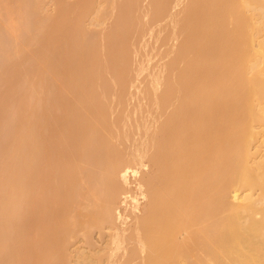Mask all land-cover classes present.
Instances as JSON below:
<instances>
[{"label": "bare ground", "instance_id": "1", "mask_svg": "<svg viewBox=\"0 0 264 264\" xmlns=\"http://www.w3.org/2000/svg\"><path fill=\"white\" fill-rule=\"evenodd\" d=\"M145 1L142 0V4H139L141 3L140 0H126L122 4H117L118 10L115 9L118 12H114V16L117 14L114 20L119 26L116 28L115 36L111 40H107L108 37L104 36L106 39L104 41L108 44L109 49L123 63L118 75L125 79V83L117 88L116 92L118 93H115L114 90L116 89H110L112 90L110 91L109 88L102 86V83L99 84L102 76H96L93 80L92 78L84 79L79 75L83 63L86 62V69L88 70L94 67L95 52L101 49L102 45H105L101 43L102 45L100 44L101 46L98 47V43H95L92 46V56L89 59L80 55L71 60L61 58L65 60V63L61 59L59 60L61 61L59 66L61 73H75L74 87L71 89L72 98H66L65 91L62 90L45 91L46 96H43L44 98L39 97L43 95L41 93L37 95L38 97L36 96L37 98H34L35 100H32L30 96L28 100L31 103L28 100L26 103L21 102L22 100L25 101L24 93L19 94L24 98H21L22 100L19 96L13 98V101L16 98L20 99L21 101L16 100L17 103L21 102V105L24 104L27 108L26 110L25 107L23 108L24 105L18 104L26 110L21 112L26 118L24 117V119V115H22L24 121L20 120L18 115L16 120L20 121L15 123L17 127L21 121L23 123L26 121L24 124L27 126L22 125L27 128L23 137L27 156L26 160L20 162L22 166L19 167L17 166L20 163L17 161L20 159L16 161L11 155L8 160H6L7 157L6 159L1 157L0 160V170H6L9 165V171L6 170L8 173L5 172L4 174V171H0V186L1 183L4 184L6 199H14V209H7L3 203H0V212H2L0 218V252L2 249L3 252L5 249L7 251L4 252L6 257L0 253L2 255H0L1 264H20L23 261V256L20 259L19 257L23 252H26L28 257L26 256V261L22 264H67V258L65 261L64 257L65 253L67 257V251H69L67 245L78 232H82V234L85 232L86 235L95 229L106 228L112 232L108 242L110 246L107 248V252L102 251V255L97 254L95 257L108 260V264H134L132 263L134 261L137 264L139 259L142 264H264V203H260V200L253 198L251 194H245V196L238 194L240 187L248 189L257 187L262 191L261 195L264 197V153H262L263 160L259 158L261 154L256 156L259 159L252 157L250 139L253 138L255 130L252 131L253 127H250L252 125H248L246 121L247 118L252 121L257 120L258 123L264 122V102L260 104L254 102L260 98L264 100V65H260L261 63L264 64V40L259 41L255 48L253 46L255 33H259V38L264 39V0H210L208 5L201 3V0H187L183 7L179 3H184L185 0H183L184 2L182 0ZM239 2L249 7L248 10L250 11L256 10V13H253L255 15L253 21L243 10L238 9L237 4ZM145 3L149 6H146L147 10L150 6L153 7L151 12L155 21L158 18L164 21L161 23L157 22L160 20H157V25H164L166 22L167 24L164 26L168 25L172 30L176 26L171 28L170 25L173 27L175 22L174 25L179 26V31H177L178 29L173 30L174 34L178 36L177 32H179V36H183L189 43L194 42L196 44L200 33H206L205 38L207 39L199 42L195 50L199 51L198 49L207 46L206 51L209 52L208 55L211 59L209 58L207 62L193 64L190 51L182 54V56L176 53L174 58L169 57L168 59L166 57L168 61L170 60L169 64L166 65L168 66V75H165L164 72L163 75L166 77L161 75L163 82L160 81V78L158 85L163 83L161 84L163 88H154L157 90L161 88L158 93L157 91L151 93L158 80L155 79L156 82L154 81L153 87V83L151 85L145 81V79L148 82L153 80L151 78L152 80L149 81V77H146L149 76L147 75L148 72L151 74L153 69L142 72V74L146 72V75L141 74L145 76V78L142 77L144 80L140 78L141 75L137 76L136 81L140 78L139 81L146 82L144 86L149 87L151 85V88H148L151 93H148L150 97L147 96V91L141 86V91L144 90L145 93L143 92L144 94L142 93V96L137 98L142 99L146 94L145 102V99L151 98L152 95L157 107L163 108L165 113L163 114L159 108L155 109L154 106L156 107V105L153 106L154 103L151 99L147 100L151 101L152 104H144V106L148 105V109H151L152 105L155 109L154 112L159 109L156 114H160V111L164 116L167 114L165 118L161 114L163 117H159L164 119H159L158 124L155 122L157 125H153L156 129L158 128L157 131L155 128V131H150L153 126L150 127L149 124L150 130L147 128L149 130H146L147 132L143 128L141 129L143 131L140 130L142 125L144 129L147 126L143 124L139 114V118L142 120V122H139V118L136 120L138 121L136 123L141 125V127L138 126L139 131H141L139 133L138 128H135L137 124L134 122V129H131L132 125L131 128L128 127V124V126L125 125L126 127L123 126V122L127 121L128 116H131L128 114L130 107L125 96L130 101L132 96L127 95L129 91L127 92L126 86L131 80L134 81L129 72V70L132 72L133 67L131 66L137 65L136 60L140 64V60H144L141 56L145 57L148 53L145 55L142 53L145 48L143 46L142 50L138 45L140 41H137L133 48L138 45V49L142 51L139 50L136 54L137 59H134L135 55H132L134 51L130 45L134 43L135 38H138L135 36L136 32H138V36L142 32L145 34L148 30L150 31L149 23H152L157 31L158 29L161 31V28L162 31L165 29L167 31V27L165 28L163 25L158 26L157 29L153 19L154 22H151L150 19L148 23H145L147 21L145 20L146 16H144L145 19L138 14L134 16L135 13H138L139 5H143L142 8H144ZM177 5L178 7H176ZM171 8L174 10L180 8L181 10L174 13ZM157 9L159 12L156 11ZM139 11L141 10L139 9ZM226 14L231 16L230 20L233 25L230 28L222 23L226 19V17L223 19L222 17ZM167 15H174V18L171 16L167 18ZM136 16H140L138 22L134 21ZM170 18L174 19V22L171 21L172 24L169 25L167 20ZM55 20L51 18L48 21V31L65 25L64 22L56 18ZM138 23L141 26L144 25L142 30L141 28L137 30ZM144 23L147 28L149 27L147 31H145L146 28L144 29ZM134 25L136 27L133 30ZM247 26L251 28V32L248 31ZM132 30L134 31L133 34L130 33ZM161 33H159L158 38L162 37L164 41L165 34L163 37V34L160 36ZM129 34L135 37L131 41L128 39ZM141 36L139 37L140 40H142ZM102 37L101 42H103ZM132 37L129 38L132 39ZM169 37L174 38L175 36L173 37L171 33L167 38L169 39ZM178 37L175 38L176 41L174 42H177ZM146 38L147 44H150L151 42L149 43L148 40L151 37L150 39H148L149 37ZM161 39L159 42L155 40V42L157 41L156 44L161 43ZM165 40L170 42L171 39ZM142 42L144 43V41ZM167 42L163 46L170 49L169 46L173 43L172 49L177 51L176 43L171 42L169 45ZM126 43L130 44L128 46L133 51H129L130 56L132 55L131 57L134 59V62H130L131 64L134 63L131 66H127L130 60L128 59L127 62V55L129 54L126 51L128 47H126ZM151 44L146 46L145 51H150L147 48H151ZM162 48L161 46V49H158L161 50V53L165 49L163 48L162 51ZM81 49L82 47L78 48V51ZM154 51L152 50L153 53H155ZM252 54L254 59L250 60L246 66L252 71V75L237 82L239 73L243 72L245 68L243 61ZM161 55L158 57L164 59L165 56L161 57ZM7 56L12 57V60ZM7 56L9 62L13 61V54ZM151 56L153 54H150ZM131 57L129 58L131 59ZM156 57L154 64L157 63V61L155 62ZM44 58H47L46 54H44ZM255 58L257 59L256 62ZM75 60L76 63L70 68ZM15 61L17 60L15 59ZM149 61L146 63L151 67L153 60ZM164 61L166 62V59L159 61V63L162 62L163 64ZM180 62L185 64H180ZM158 64L153 65L155 66L154 72ZM17 65H19L18 62ZM163 65H159V67ZM7 67H5L6 73H10L7 71L11 67L9 68V65ZM18 68L20 69V67ZM137 68L133 69L134 72ZM211 68L214 69V74L210 72ZM166 69L167 67L164 70ZM18 70L15 77L16 81L12 80L14 84L10 81L14 77L6 78L10 81L11 89L14 87L12 85H15V82L21 78L22 74L19 75L18 73L22 71L19 70L18 72ZM219 70L224 71L225 76L219 77ZM139 71L141 70L139 69ZM154 72L153 74L156 76V72ZM159 72L157 74H160ZM3 80L1 79L0 83ZM141 88L139 87V89ZM2 89L0 90L2 91ZM138 90L132 91L133 93L130 91L131 95L137 93L136 96H138ZM109 91L114 96L116 94V98H118L116 103L119 102L121 106L119 103L116 105L118 108L120 107L121 111H123L122 107L125 104L123 101H126L129 108H127L128 111L125 109L127 118L121 116L122 118L118 120L117 116H114L116 110L113 111V105L115 104L109 105V102L107 103L110 100L107 98ZM110 95L108 97H111ZM0 96L2 97V95ZM3 98L7 101L5 96ZM39 98L42 99L41 103ZM4 99L2 102L0 98L1 110L7 103ZM133 100L135 101V99ZM133 103L131 102V104ZM135 103L134 108L140 104ZM140 105L143 106V104ZM167 106L168 108H166ZM108 107L111 108H109L110 111ZM166 109L171 111L169 110L170 112L167 113ZM1 110L0 118L3 113ZM27 111L28 114L26 115ZM111 111L114 112V118L110 120ZM136 111L135 109L131 111L132 114L135 112L136 117H138V111L143 113L141 107L138 108L137 113ZM149 112L150 117L153 116L149 110L148 118ZM21 113L19 112L20 115ZM156 114L155 117H158ZM117 115L119 117L121 114L118 113ZM122 115H124V111ZM134 117L132 116V118ZM155 117L154 119H156ZM122 119L124 120L120 122L122 123L121 127L135 130L133 131L135 134H133L137 135L138 132L139 136L141 135L140 138L147 134L148 137L151 133L148 140L146 136V138L141 139V143H143L141 147L144 149L148 146V144H146L147 146L144 144L150 141L151 153H149L148 148L146 149L149 151L146 149V151L142 149L143 151L139 150V152L134 150L133 143H137L138 136L135 142L133 140V147L130 148H133L134 153L132 151L129 154L126 153L129 149H125V151L122 147L124 144L131 143L128 141L131 138L134 139L135 136L131 131H125V128L124 131L127 134L120 131L121 127L119 123L117 125V122ZM144 120L146 121V119ZM151 120H153L152 117ZM151 120L150 122L147 120V122L152 125ZM159 121L162 122L159 123ZM118 126L119 128H117ZM13 129L15 132L18 127L16 129L13 126ZM115 129H117V134L118 132L121 133L120 142H123V139H129L126 141L128 143L124 142L123 146L121 145L122 147L118 144ZM128 135L129 137H127ZM121 136L123 137L121 138ZM145 139L146 142H142ZM139 142V145L135 144L136 149L141 148ZM24 143L21 140L17 149L22 147ZM14 152L17 153V150L15 149ZM18 152L17 154H20V150ZM146 152L148 155L145 154ZM15 162L18 163L17 166ZM230 183L234 187L230 188L229 191L227 184ZM228 193H230L232 200ZM12 196L16 197L12 199ZM1 198L0 202L3 199ZM258 203H260L259 206ZM120 205L130 208V210L128 212L125 211L126 208L122 210ZM23 210L25 216H23ZM257 213L261 214L260 217L256 216ZM19 219L21 220L19 221ZM12 231L16 232L17 236H21L20 232H28V236L24 241L7 242V235L14 234ZM11 232L12 234H10ZM178 234L180 237L182 234L183 238L178 237ZM36 235L43 237L40 243H37ZM117 252L120 254L118 255ZM78 257L81 258V254ZM85 258L87 259V257Z\"/></svg>", "mask_w": 264, "mask_h": 264}, {"label": "rangeland", "instance_id": "2", "mask_svg": "<svg viewBox=\"0 0 264 264\" xmlns=\"http://www.w3.org/2000/svg\"><path fill=\"white\" fill-rule=\"evenodd\" d=\"M15 1L16 0H14V1L13 0H8V1L7 0H0V46H1L0 47V73L4 72V73H2L0 75V76H2L1 79L2 80L4 79L3 82L0 83V84H2V85H0V89H2L3 87H5L4 89H2V91L0 90V92H1L0 95H2V97L0 96V98H1V101H2V99H4L3 96H5L7 98V101L4 99L7 103L6 104L3 103L5 105L2 108V110L0 109L3 112L2 113V117L0 118V160H1V157H2V159L3 158L6 159V157H7L6 160H8L9 156L11 155L12 157H14L13 158L14 160L16 159V161H17V159L18 160L20 159L17 162H19V163L21 162L22 163L24 159L26 160V156H27V152H26V149L27 148L25 147L26 146L25 143H24L25 140L23 139V137L25 136L26 131H27L26 130L27 128H24V127L27 126V125L24 124L26 121L23 123V121H24L23 118L25 117V115L22 114L21 112L24 111L25 109L27 110V108H26V106L24 104H23L24 106L21 105V102H23V103L25 102L26 103L27 100H28V98L30 96H31V99L32 100H35L34 98H37L38 97L37 95L43 93L42 96H39V97L42 98L43 96H46L45 95V93H46L45 91H50V92L51 91H54L55 92L56 90L65 91L64 94H65L66 98H68V99L69 98H72V94L73 93H72V90L71 89H73V87H74V83L73 82H74V80L76 78V77H74L75 73H72V74H70L69 72L68 73H65V74L64 73H61V70H60V67H59L60 66V62H61L59 60L61 58L62 59H66V60H71L73 58L76 59L80 55H82L84 58L89 59L92 56V46L95 43H98V47H100L102 45L101 43H103L105 45H102L103 47L101 46L100 47L101 49H99L98 51L95 52V57H94L95 63H94V67L93 68L91 67L90 70H88V69H86V62L83 63L82 64V69L80 70V73H79L80 77H82L84 79L85 78H92L93 80H95L94 78L96 76H100V77L102 76L101 77V80L99 81V84L102 83L101 85L104 86V87H106V88H109V90L110 89H116V90H114L115 93H118V92H116L117 91V88H120L125 83V79L123 77H120V75H118V71L120 70V67H121V65L123 63L120 61L119 58H117V57L114 56L112 50L109 49L108 44H106V41H104V40H106L105 37H108L107 40H111L112 38H114L116 28L119 26V25H117V22L114 20V19H116L115 17L117 16V14H115V16H114V12L116 11L115 8H117V6H118L117 4H122V3L126 2V0H19V1L17 0L19 2L18 4L16 3L17 1L16 2ZM140 1H141V3H139V4H142V0H140ZM186 1L187 0H185V2L183 1L184 3L180 2L179 5L182 4V7H183L185 5ZM145 2H147V0ZM201 3H203L205 5H208L210 3V0H201ZM146 4L147 3H145V5H144L145 7L148 6V4L147 5ZM237 5L239 6L238 9L243 10L244 13L246 15H248L251 18L252 21H253V19H255V15H253V13L255 14L256 13V10H252V11L248 10L249 7H246L245 5L241 4V2H239ZM139 6H140L139 9L141 11H139V9H137L138 10V13H135L134 16L138 14L141 17L143 16L142 18H144V19H145L144 16H146V19L145 20H147V21L144 20L145 23L146 22L148 23L150 19H151L150 21L152 22L154 20V18L152 16V12H151L153 7L150 6L151 9L149 8V10H147L148 8L146 7V10H144L145 7L142 8L143 5L142 6L139 5ZM176 7H178V5ZM179 7H181V6H179ZM171 9H172L171 11L174 12V13H175V11L177 12V11H180L181 10L180 8H179V10H178V8H175V10H174V8H171ZM117 10H118V8H117ZM147 11H150L151 13L150 12L147 13ZM156 11L159 12V9H157ZM257 11H259V10H257ZM117 12L118 11H116V13ZM65 13H66V15H65ZM140 16H138V17L136 16L137 18L135 17L134 21L136 20V22H138V20H140ZM147 16H148L149 19L147 18ZM170 16L171 15H167L166 17L168 18ZM166 17L165 16L163 17L165 21H166ZM171 17L174 18V15L171 16ZM225 17H226L225 21L222 22L223 25L227 26L228 28L232 27L233 24H232V22L230 20V17L231 16L228 15V14H226L224 17H222V19L225 18ZM51 18L54 21H56L55 20V18H56L57 20H60V21L64 22L65 25H60L58 27H55L53 30L48 31V28H49L48 21ZM142 20L143 19H141V22H143ZM157 20H160V19L158 18ZM169 20H167V21H168V24L170 25V24H172L170 22L173 21L174 19H171L170 18ZM156 21L154 23V25L156 24V28L158 26H162L163 25V24L157 25L158 24L157 22L163 23L164 22L163 20H160V21H157V22ZM174 23H173V27H172V25H170L171 28H174L176 26L172 30H170V28L168 27V25H166L167 31H165L166 29L165 30L163 29L164 31H162V28L161 27H160L161 28V31L158 29L159 27L157 28L158 31H159V33L163 32V33H161L160 36H162V34H163V37H164V34H165V37H164L165 39H167V40H170L171 39L170 42L168 41L169 42V45H170L171 42L176 41V39H177L176 37H178L180 35L179 32H177V31H179V29H178L179 26L176 25V24L174 25ZM134 24L137 25V23H135V22H134ZM138 24L139 25L137 27V30H140L138 28H141V30H142V28H143L144 25L142 24V26H141L140 23H138ZM151 24L150 23L148 24V26L150 25V28L148 27L150 29V31L148 30V32H145V34L142 32V34H143L142 35L140 33V31H139V33L142 36L141 35H138L137 36L138 32L135 31L137 34L136 33H134V34H136L135 36L138 37V38L132 37L133 35L129 34L132 37V39L129 38L130 36L128 37V39H130L129 41L133 40L134 38L136 40H134V43L131 44V45L130 44H127L128 43V40H127L126 47L128 45H130L131 48H133L134 47V44H136L137 41H140V43L142 41H144V43L142 42L141 45H140V43H138L139 47L142 50H143V46L146 49V46L147 45H150L152 43V41H153L152 44H154V45L151 44L152 47H154L155 45L156 46H159V47H156L155 46V48H152L150 46L152 49L151 48H147V49H150V51L148 52V50L145 51V49L143 51L141 49H138L139 48V47H137L138 45L137 46L135 45V48L137 47V49L134 50L135 48H133L132 49L134 51L133 52V51H131L130 47L128 46L127 48H129V50H127V48H126V51H128L127 53L129 54V55H127V62H128V59H129L130 61L128 63L130 65L127 63L128 64L127 66H131L132 64H134V63L131 64L130 62L131 61L134 62V59H137V55L136 54H138V51L139 50H141L144 55L146 53H148V55H145V57H143V56H141V57L144 59L143 61H145L146 58H147L146 61H149L150 60L149 62H151L153 60L151 62L152 63V66L153 65L156 66L159 63V61L164 60V59H166L167 64H164V63H166L164 61L163 62V64L165 65V67H164V65L162 64V62H160L161 64L160 63L158 64V66L156 67V70L157 71L155 70V72H156L155 73L153 71L155 69V66H153V68H152V66L150 67V65L147 64L146 61H145V64H143L144 62L142 61L141 57H140L141 60L138 58L140 60V64H138L139 61L137 62V60H136V64L137 65H134V66L136 68L138 67L137 70L134 72V70L136 68L133 65L131 66V67H133L131 70H132V72L134 74L129 70L130 76H133L132 79H134V81L131 80L133 82L130 81V83H132L133 85L128 82V84L126 86L127 89H128L127 92L129 91V93L127 95L132 96V98L130 97L131 98V101L130 100H127V98L125 96V100L127 101V104L129 105V107H130L131 110L128 108V106L126 105V101L123 99L124 100L123 102H125V104H123V107H122L123 108V111H124V115H122L123 114V111L120 110V107L118 108V105H116V104L119 103V102L116 103L118 101V100H116V99H118V98H116L117 97L116 94L114 96L110 92L112 90L109 91V93L112 94V95H110L108 93L111 97H108L109 95L107 94V98H110V100L107 99L108 100L107 103L109 102V105L111 103L112 104H115V105H113L114 110H113V107H112V110L113 111L116 110L115 113L111 111V116L112 117L109 114L110 120H111V118H114L115 115L117 116L118 120H120V118H122L121 116H125L127 114V111H128L127 108H128L129 109V113L128 114L129 115L131 114V116H128V118L126 117L127 115L125 116L127 118L126 120L128 122L127 121L126 122H123V126H125V125L128 126L129 125L128 126L129 128L132 127L131 129H134L133 125H135L134 123L138 122L136 120H139L140 119L139 118V114H140L141 117H142V120H143V124L144 125L146 124V126H147V127L145 126L146 128L144 129V126L142 125V127H141V125L139 124L140 127H141L140 130L143 128V130H145V131L146 130L149 131L150 130V127H152L155 124V122L158 124V120L159 119H164L165 116L167 115V114H165V116L163 115L165 113L162 110L163 108L161 109V107H157V105L155 104V102L153 100L154 98L152 99V95H151V98H147V99L148 100L151 99V101L153 100V103H154L153 106L156 105V107L154 106V108L155 109L156 108H159L160 110L163 111V114L161 113L162 111H160V114L159 113L156 114V112H158L159 109H157L156 112H154L155 109L153 108L152 105L150 107L151 109H148V107H147L148 105L146 106L147 107L146 108L144 106V104L145 105L146 104H149L150 105V104H152V102L151 101H148L147 99H145V102H144V98L147 97V96L150 97V94L151 93L153 94L156 91L158 93V90L159 89L157 90V89H154V88H159V87L163 88V86L161 85L163 83L159 84L160 86L158 85V83H160V81L163 82V79L161 78V75L163 77H166L165 76L166 74L168 75V73H167L168 66H166V65H168L169 62H170V60L168 61L169 57L170 58H174V54H176V53L179 54V56H182V54H185V53H187V52L190 51L191 54H192V63L193 64L207 62L209 60V58H210V55H208L209 52L206 51L207 48H208L207 46L205 48L198 49L199 51H196L195 50V47L197 46V44L199 42H202L203 40L207 39V38H205L207 36L206 33H204V34L200 33L199 37H197L196 44L194 42H192V43L187 42L185 40V38L182 36L183 34L181 33L182 34L181 35L182 37L179 36L177 42H174V43H176L175 47H176L177 51H174V49H172V46H174L173 43H172L171 46H169L170 49L173 50L172 51L168 47L163 46L167 41L164 39V41H166V42H164L162 37L158 38L159 37V33L155 29V27H153V24L152 25ZM165 24H167V23L165 22ZM164 25H163V27H165ZM134 27H136V26L135 25L133 26V28H132L133 30L135 29ZM148 28L146 27V24H145V27H144L145 31H147ZM247 29H248L249 32H251V28L250 27L247 26ZM133 30L130 33L133 34V32H134ZM153 30H154V33H152ZM155 30L157 31V33H156ZM169 30L172 31V32H170ZM173 30H177L176 32H177L178 36H176V34H174L175 32H173ZM166 32H168V33H166ZM155 33L157 34L156 35L157 38L156 37L154 38ZM171 33H172V36L173 37L175 36V37L174 38L169 37V39H168L167 37L170 36ZM151 34H153V35H151ZM258 34L259 33H255L253 35V39H254L253 46H254V48H255V46H257V44H258L259 41L264 40V39H260ZM144 35L146 37H149L148 39H150V37H151V39L148 40L149 43L151 42L150 44H147V40H145L147 38ZM140 36H141V39L142 40L139 39ZM143 36L145 37V39H144ZM101 37L103 38V42H101L102 41L101 40ZM160 39H161V43H159V44L157 43L156 44L157 41L155 42V40H158V42H159ZM172 39H173V41H172ZM99 41H100V43H99ZM163 42H164V44L162 45ZM160 45L163 48L166 47L164 49V51H163V48H162V51H163L162 53H161V50H158V49H161V46ZM80 47H82V49H81V51H78V48H80ZM154 49L158 50L157 53L158 52H160V53H158V55H157L156 50L154 51ZM152 50L155 53H153ZM129 51L130 52H133L132 55H135V58L134 59H132L133 58V57H131L132 55L130 56ZM141 51H140V53H141ZM140 53H139V55H140ZM149 53L150 54H153V56L150 57V54ZM6 54L7 55L8 54H13V56L15 57V59L17 61H15V59L13 57V61L14 62L13 61H10L9 62L8 59L10 58L12 60V57L7 56ZM44 54L47 55V58H44ZM159 54L160 55L162 54L161 57L162 56H165L164 59H161L160 57H158V56H160ZM139 55H138V57H139ZM156 55H157V57H156ZM6 56L9 57V58H7ZM129 57H131L132 60ZM155 57H156L155 62L157 61L156 64L153 63ZM166 57H168V59ZM253 57H254V55L252 54L251 56H249L247 59H245L243 61V64H244L245 68H244L243 72L239 73V75L241 77L238 75L237 82H240L243 78H245L247 76L249 77V76L252 75V71L249 70V69H247L246 66L249 64L250 60L254 59ZM158 58L160 60H157ZM256 60L257 59L255 58V62H256ZM62 61L65 63V60H62ZM17 62H18V64L20 66L17 65ZM13 63H15L16 65L13 64ZM75 63H76V60L74 62H72L70 68ZM181 63H183V62H180V64ZM10 64H12L13 67ZM183 64H185V63H183ZM7 65H9V68L11 67L7 72H10V73L14 74L15 76L14 75H11L10 73H6L5 67H7ZM143 65H145V66L143 67ZM148 65L150 67L149 70H147L149 68ZM159 65H163V66L162 67H159ZM260 65L263 66L264 64L261 63ZM16 66H17V68L20 67V69L19 68L18 69L20 71H22V72H19V70L16 68ZM166 67H167V69L164 70ZM254 67H255V64H254ZM157 68L158 69L161 68V70H158ZM139 69L141 71H139ZM10 70L11 71L14 70V71L11 72ZM17 70L19 72L18 74L19 75L22 74V75L20 76L21 78L18 77L20 79L17 78L18 79L17 82H15V85H12L14 87L11 89L10 81L13 82L12 80H15V77L17 75ZM150 70H152L151 74H150V72H148ZM143 71L148 72L147 75H149V76H146V77H149L148 78L149 81L153 79L152 80L153 82L152 81L148 82V80L145 79V81H147V84L153 83V85L151 84L152 87H153L155 85L154 84L155 79H156V81L158 80L157 82L155 81L156 82V85L153 87V89H152L153 92H151V93L149 92V89L151 88V85H149L150 88L149 87H146V86H144L146 82H143L142 81L145 78V76H142V75H146V72L144 74H142ZM14 72H16V73H14ZM153 72L155 73L156 76H154ZM158 72L160 74H157ZM161 72H162V74H161ZM163 72H164L165 75H163ZM210 72L212 74H214V69L211 68L210 69ZM4 74L5 75L8 74V76H5ZM134 75H136V76L134 77ZM139 75H141L140 78L142 80L139 81L138 79H140V78H138L137 81H136V78ZM159 75H160V77H159ZM218 75H219V77L225 76V72L219 70L218 71ZM11 77L12 78L14 77V78L11 79L10 81H8V79H10ZM142 77H144V78H142ZM6 78H8V79H6ZM160 78H161V80H160ZM1 79H0V81H1ZM5 79H6V82H4ZM141 81L143 82V85L141 84L142 83ZM7 82H9V84H7ZM13 84H14V82H13ZM141 86H142V88L145 91H147V93H146L147 96L145 94V97L144 98L142 97V99H138L139 96H142L141 94L143 92L145 93L144 90L141 91L142 90ZM143 86L145 88H147V89H145ZM7 87H10V88H7ZM139 87L141 89H139ZM161 88H160V90H161ZM5 89H7V90H5ZM135 90H138L137 92H139L140 95L138 94V96H136L137 93H135V94H133L134 95V98H133V95H131V93H133ZM130 91H131V93H130ZM148 93H150V94L148 95ZM19 94L20 95L23 94V96L25 98V101L22 100L24 98L22 96H19ZM18 96H19L20 99L22 98L21 99L22 101L20 99H17L16 98L17 101L18 100L21 101V102H18L17 103L16 100L13 101V98L14 97H18ZM112 96H114L115 99ZM39 99H38V101H39ZM113 99H114V101H113ZM133 99H135V101H137V100L138 101L140 100V101L139 102L137 101L135 103V101ZM41 100L42 99H40V101H39L40 103H41ZM28 101L30 102V100H28ZM39 102L36 101V103H39ZM131 102L132 103L134 102L135 104L140 103V102H144V103H140V104H143V106H141L140 104L139 105L137 104L138 106H136V108L138 107L139 109L141 107V110L142 111H143V109L145 107L143 113L142 112H141L142 114L139 113L138 108H137V111H138V113H137L136 108H134V103L131 104ZM149 102H151V103H149ZM254 102L256 104H258V103L260 104V103H263L264 100L262 98H260V100H254ZM19 103H20L21 106H23V108L25 107V109H22V107H20V105H18ZM32 103H33V101H32ZM39 104H37V105H39ZM0 105L2 106V103ZM132 105H133V108H131ZM1 106H0V108H1ZM119 106H121L120 103H119ZM124 106H126V107L124 108ZM109 108L110 107H108V109ZM115 108H118V109H115ZM166 108H168V106ZM169 108H171V107H169ZM110 109H109V111H110ZM132 109L133 110L135 109L138 117H136L135 112L132 114V112H131ZM118 110H120L121 112L118 111ZM149 110L151 111V115L153 113V116L154 117H155V114L158 115V117L156 116L155 117L156 119H154V117L151 116L153 118V120H151L150 112H149V118H148L147 116H148V111ZM164 110H165V108H164ZM169 110L170 109L167 110V113L171 111V110L170 111ZM19 112L21 113V115L19 114ZM113 113H114V116H113ZM116 113L117 114L119 113L121 115H119V117H118V115ZM144 113H145V115H144ZM27 114H28V111H27L26 115ZM161 114L164 116V118L159 117V116H162ZM18 115L20 116L19 119L20 120H23V121L20 122V124L21 125L24 124L25 126L22 125V127H21V125L19 124L20 126L18 125L17 126L18 129H17V127L15 126V123H16V121H20V120H16L17 117H19ZM22 115H24L23 118L21 117ZM132 116H135L136 118L135 117L132 118ZM144 119H146V121ZM149 119L153 122L152 125H151V123H148V122H150ZM123 120L124 119H122L121 121L117 122V125L119 123V126L121 127L122 126V123H120V122H122ZM142 120L140 119L139 122H142ZM147 120H148V122H147ZM115 121H117V120H115ZM246 121H247L248 125H252V126H250V127H253V129L251 128L252 131L255 130L254 131L253 138L250 139V141H251L250 142V151L253 153V154L251 153L253 155L252 157H255L257 159H259V158L262 159V156L264 155V154L262 155V153H264L263 152L264 151V122L263 123L262 122L258 123L257 120L256 121H252V120L247 119V118H246ZM131 122L132 123L134 122V123L132 124ZM161 122L162 121H159V123H161ZM17 123H19V122H17ZM136 124L137 125L135 126V128L137 127L138 128V131H139V127H138L139 125H138V123H136ZM157 124H155V126ZM148 125L150 127H148ZM13 126H14V128L17 129V131L14 132L15 129H13ZM119 126L117 128H119ZM155 126H153V128H151L152 130H150V131H155V129H156ZM19 127H21V128H19ZM125 127H123V128L121 127L122 129L120 128V131H122L123 134L126 133L125 131H129V132L131 131L132 134L134 133L133 131H135V130H131L129 128L126 129ZM124 128L126 129L125 131H124ZM143 130H141V131H143ZM157 130H158V128L156 129V131ZM24 131H25V133H24ZM114 131H116L115 133L117 134V129H115ZM118 131H119V129H118ZM141 131H139V133H141ZM148 133H150V132H148ZM255 133H256V135H255ZM118 134H117L118 144H119L120 147H122L123 144H124V142L128 141L129 139L126 138V139H123L124 140L123 142L122 141L120 142L121 139H119V137H120V134L121 133L118 132ZM144 134H146V133L144 132ZM129 135L127 137H129ZM131 135H130V137H131ZM147 135H143L144 137L142 136L140 138L141 135L139 136V134L137 132V135H134L135 137L132 136L134 139L131 138V140L128 141V142L131 141V143L128 144V145H130L129 148H128V145L127 144H124V146L122 148H124V150L125 149H129L130 151L128 150V152L125 150L126 153H128V154H129V152L131 153V151L133 152L134 150H136L137 152H139V150L146 151L147 150L146 148L149 149V142L150 141L144 144V145L148 144V146L146 145L147 147L145 148L146 149L145 150L143 147H141L142 144H143V143H141V139L146 138ZM150 135H151V133H150ZM123 136H121V138ZM136 137L138 138V141H137V143H133L134 144L133 145L132 142H133V140H134V142L137 140ZM148 137L146 138L147 140H148ZM146 139H145V141L143 140L142 142H146ZM21 140L23 141L24 144H22V147H20L19 149H17L19 147V146L17 147V145H20V141ZM115 140H114V142H115ZM139 140H140V142H139ZM116 142H117V140H116ZM119 142L122 143V144H120ZM128 142H126V143H128ZM138 142L141 144L140 145L141 148L139 149V147H138L137 148L138 150H137L136 149V147H137L136 145H139ZM131 146L134 148V150H133V148L130 149ZM122 148H121V150H122ZM15 149L17 150V153H19L18 150H20V154H17L16 152H14ZM150 149H152L151 146H150ZM149 150H147V151H149ZM136 151H135V153H137ZM13 152L16 153L17 155L14 154ZM149 153H151V150H150ZM145 154L148 155V152H146ZM257 154H261V155H259V158L256 157ZM251 161H253V160H251ZM251 161H250V163H253ZM17 162H15L16 166L18 164ZM21 163L17 167H19L20 165L22 166ZM0 166H1V164H0ZM8 167H9V165L6 167V170L8 169ZM6 170H0V171L1 172L4 171V174H5V172L8 173ZM8 171H9V169H8ZM130 180H132V179L130 178ZM227 187H228V189L230 191V188L232 189L234 186L232 185V183H230V184H227ZM4 190H5L4 184L1 183L0 192L2 191L1 192L2 194L0 195V198L2 197L3 199L1 198L2 200H1L0 203H3L4 206H5V208H7V209H11V208L14 209V199H13V197H16V196H12V199L13 200H8V199L5 198ZM228 194H229V197L232 200V197H231L232 192H231V195H230V193H228ZM238 194H240L242 196H245V194H251V196L253 198L259 199L260 200V203H264V197H262V195H261L262 194V191L259 188H257V187L256 188H253V189H248L246 187H240V188H238ZM141 201H142L141 203H143V200H141ZM144 202H145V200H144ZM260 203H258V206L260 205ZM121 204L123 205V203H121ZM122 205H120L121 209L122 210H125L126 207H123ZM127 209L128 208H126L125 211L128 212L130 210V208L128 210ZM260 215H261L260 213H257L256 214L257 217H260ZM23 216H25V211L23 213ZM1 217H2V212H0V218ZM20 220L21 219H19V221ZM12 232L10 234H12ZM13 233H14L13 235H9V236L7 235V239H8L7 242H10L11 241L13 243V242H16V241L19 242V240L24 241L26 239V237L28 236L27 235L28 232H20L21 236H17V234H15L16 232H13ZM84 233L82 234V232L81 233L78 232V234L72 240H70V243L67 245L68 246L67 249L69 251H67V257L65 256L66 253L64 255L65 261H66V258H67V264H108L109 263L108 260H106V259L105 260H103V259H97V257H95V255H97V254L102 255V251L103 252L104 251L107 252V248L110 246L108 242L110 241V234L112 233L111 230H109L108 228L102 229V230H96L95 229L93 231L88 232V234H86V235ZM178 237H180V234H178ZM181 237L183 238L182 234H181ZM181 239H179V240H181ZM42 240H43V237L42 236L36 235V241H37V243H40ZM128 246H130V245H128ZM131 246H132V244H131ZM0 249H1V247H0ZM2 250H1L0 253H3V256L6 257V253L4 254V252L6 251V249L4 250V252ZM80 254H81L82 257L84 256V259H82V257L81 258L78 257V255H80ZM119 254H120V252L118 253V255ZM22 256H23V261H21L20 264H22V263H24V261H26V256L28 257V255H27L26 252H23L20 255L19 259ZM88 256H89V258H88ZM85 257H87V259ZM89 259H91V260H89ZM192 259H193V257H192ZM122 260H123V258H122ZM140 261L141 260L139 259V262ZM132 263L135 264L136 262L134 261Z\"/></svg>", "mask_w": 264, "mask_h": 264}]
</instances>
